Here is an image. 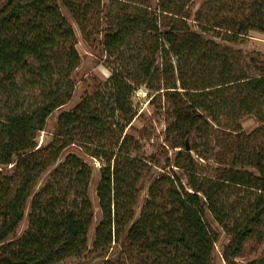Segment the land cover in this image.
I'll list each match as a JSON object with an SVG mask.
<instances>
[{
	"label": "trees",
	"instance_id": "obj_1",
	"mask_svg": "<svg viewBox=\"0 0 264 264\" xmlns=\"http://www.w3.org/2000/svg\"><path fill=\"white\" fill-rule=\"evenodd\" d=\"M112 1L123 6L121 13L103 18L102 0L0 3V100L12 104L0 116V264H58L89 249L92 171L75 154L58 164L72 145L103 161L97 191L103 216L93 245L105 258L100 264H214L216 238L205 213L209 209L224 224L219 207L229 188L244 197L235 199V215L223 225L231 237L223 258L238 264L250 239L264 241V59L244 58L228 43L264 34V0H207L197 11L195 0ZM63 9L87 40L102 35L99 42L113 60L107 116L86 96L59 115L51 141L39 146L48 118L71 99L73 88L64 80L81 61ZM158 78L162 87L156 88ZM26 83L40 91L32 105L16 94ZM141 86L157 93L152 101L161 98L169 113L165 141L181 149L171 160L165 148L148 165L136 138L124 133L137 115L128 117L127 102ZM246 117L259 124L250 133L242 126ZM222 129L237 135L219 145L217 154L225 149L229 155L218 161L216 175L206 176L197 138L211 144ZM12 165L10 174L6 167ZM55 165L36 193L40 177ZM153 166L159 172L137 215L139 182ZM64 185L77 193L60 208ZM31 198L29 227L18 238ZM249 264H264V257Z\"/></svg>",
	"mask_w": 264,
	"mask_h": 264
},
{
	"label": "rangeland",
	"instance_id": "obj_2",
	"mask_svg": "<svg viewBox=\"0 0 264 264\" xmlns=\"http://www.w3.org/2000/svg\"><path fill=\"white\" fill-rule=\"evenodd\" d=\"M2 1L4 0H0V3H2ZM102 1L104 3L101 5L102 7L99 8V18L105 17L107 13L111 15H118L121 13L123 6L119 5V3L112 0ZM206 2L207 0H195L193 10L197 11ZM63 12L75 28L76 49L80 55L81 61L68 80H64V85H70L73 88L71 99L48 118L45 130L39 132L37 135L36 141L39 146L47 145L51 141L52 136L56 133L55 127L59 115L64 111L73 110L76 105L86 96L94 97L92 103L94 108H96L101 113L104 112L107 116V106H105V104H109L107 100L109 97L108 90L110 91V76L112 74V67H114V64H111V61L113 60H109L108 62L103 46L101 42H99V39H101L102 35H92V37L87 40V37L82 34L79 27L72 19L71 14L65 9H63ZM216 40L222 42L221 38H217ZM228 45L241 52V56H244V58H247L251 55H258L260 58L262 57V59H264L263 33L252 32L242 41L235 44L228 43ZM244 66L246 67V64ZM248 67L251 71H253L252 73L257 71V69L252 65H249ZM162 81V78H158L153 82V85L156 88L162 87ZM98 93L99 97L97 95ZM16 94L19 95L20 98L22 97L20 103L24 102L26 105H32L36 97L39 98L40 91H36V88H32L30 84L26 83V85L18 87ZM156 94L157 93L148 90V88L145 86H141L136 88L133 94L130 95L129 102H127V107L131 111L128 117L135 114L137 115L134 116L132 122L128 125L124 133L133 135L136 138L137 146L139 147V157L144 158L148 165L150 164L149 162L151 161V157H159L160 154H165V148L169 150L168 157L170 160L173 159L181 150L178 147H168V143L165 141V132L170 118L169 113L164 110V104L162 103L161 98H158L154 102L152 101ZM11 105V102H9L6 106H4L0 100V116H5L11 112ZM242 126L246 133H250L251 131L255 130L259 124L258 121L253 117H246L242 120ZM219 131L220 132L216 133L218 137H215V141H213L211 144L206 143V141L209 139L205 138V136H203V138H201V136L197 138V144L201 145L200 151L205 157V159L202 161V173L206 176L212 177L216 175L219 170L218 167H220L219 162L227 159L229 155L224 154L225 149L220 151L222 154L218 155L217 153L220 150L219 145H222L223 147L229 145L232 143V141H234L237 135L230 130L222 129ZM229 133H231V135ZM109 142V138H106L105 143ZM70 154L79 156L92 171L89 181L88 194L93 205L94 220L88 232L89 249L85 251L81 257L68 259L58 264H100L105 260V258L99 252L100 250L96 251L94 249L93 245L96 229L103 216L99 206L97 192L102 176L101 168L103 167V161L95 159L79 145H72L65 150L58 164L60 162L62 163L67 155ZM55 167H57V165L53 166L49 171L45 172L40 177L36 187V193L41 191L44 185L48 182ZM14 169V165L6 167V170H8L10 174L14 172ZM146 171L149 172V168ZM150 171L151 172L149 173L145 172L144 175L146 173L147 174L145 176L143 175V178L139 182V185H143V190L140 194L138 207L136 209L137 215L139 214L144 199L146 198L149 184L159 172L157 166H153ZM180 175L182 177L183 185L188 189L189 187L187 185L186 176L184 173H180ZM69 184L73 186L72 183ZM63 189L65 191H61L59 196L60 208H62L63 204L64 206L70 204L77 193V190L71 189L70 185H64ZM243 197L244 195L237 192L234 188L225 190L222 202H220L221 206L219 207L220 212L223 213V216L221 217L225 221L223 225L230 224V217L235 215V208H233V206H235V199H239L242 202ZM31 200L32 198L28 201L26 206L25 219L21 222L18 228V238L21 237L29 227ZM243 202H245V199ZM205 218L206 222L214 233V237L216 238L214 264H227L223 258V250L225 245H227L230 241L231 237L222 223L219 222L220 218H217V216H215L214 213H211L209 209L205 213ZM260 257H264V241L260 242V240L252 238L246 244L245 254L238 258V264H249L254 260H258Z\"/></svg>",
	"mask_w": 264,
	"mask_h": 264
}]
</instances>
